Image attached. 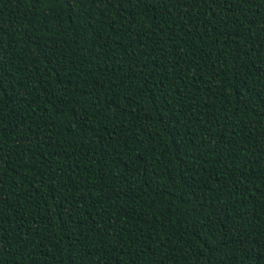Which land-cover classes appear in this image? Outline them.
Segmentation results:
<instances>
[{
  "label": "trees",
  "instance_id": "trees-1",
  "mask_svg": "<svg viewBox=\"0 0 264 264\" xmlns=\"http://www.w3.org/2000/svg\"><path fill=\"white\" fill-rule=\"evenodd\" d=\"M0 264H264V0H0Z\"/></svg>",
  "mask_w": 264,
  "mask_h": 264
}]
</instances>
